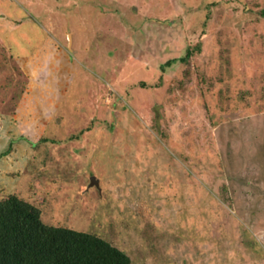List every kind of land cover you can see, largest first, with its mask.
<instances>
[{"label": "rangeland", "instance_id": "obj_1", "mask_svg": "<svg viewBox=\"0 0 264 264\" xmlns=\"http://www.w3.org/2000/svg\"><path fill=\"white\" fill-rule=\"evenodd\" d=\"M262 11L0 0V201L131 264H264Z\"/></svg>", "mask_w": 264, "mask_h": 264}, {"label": "trees", "instance_id": "obj_2", "mask_svg": "<svg viewBox=\"0 0 264 264\" xmlns=\"http://www.w3.org/2000/svg\"><path fill=\"white\" fill-rule=\"evenodd\" d=\"M190 54L187 48L179 60ZM0 264H131V260L95 234L44 223L38 207L10 195L0 201Z\"/></svg>", "mask_w": 264, "mask_h": 264}, {"label": "crops", "instance_id": "obj_3", "mask_svg": "<svg viewBox=\"0 0 264 264\" xmlns=\"http://www.w3.org/2000/svg\"><path fill=\"white\" fill-rule=\"evenodd\" d=\"M22 21L24 22V21H26V20H22ZM59 50H60V49H59ZM75 51H76V50H75ZM59 52L61 53V52H62V50H61V51H59ZM62 53H63V52H62Z\"/></svg>", "mask_w": 264, "mask_h": 264}]
</instances>
